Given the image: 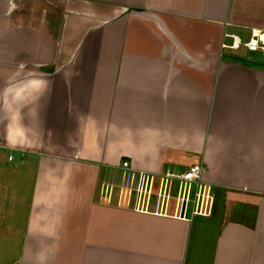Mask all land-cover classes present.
<instances>
[{"label":"crops","instance_id":"obj_1","mask_svg":"<svg viewBox=\"0 0 264 264\" xmlns=\"http://www.w3.org/2000/svg\"><path fill=\"white\" fill-rule=\"evenodd\" d=\"M253 32L264 0H0V86L51 83L0 111V264H264V61L228 47ZM194 166L214 207L183 218Z\"/></svg>","mask_w":264,"mask_h":264},{"label":"built area","instance_id":"obj_2","mask_svg":"<svg viewBox=\"0 0 264 264\" xmlns=\"http://www.w3.org/2000/svg\"><path fill=\"white\" fill-rule=\"evenodd\" d=\"M232 38V44L228 47L233 50L246 48L251 53H261L264 58V32H253L247 42H242L241 39L234 35H228ZM3 147L0 141V149ZM9 161H13V157H9ZM124 167H129L128 163H124ZM204 169L201 166H194L188 172L181 175H168L169 178L179 180L184 183L179 188L176 199V211L180 217L186 218L190 212V205H192V215L207 216L212 213L215 199L211 191L204 187L203 174ZM188 184V185H187ZM188 187V188H187ZM172 190V189H171ZM147 192L141 190L140 197H146ZM149 195V194H148ZM151 195V194H150ZM162 200H170L171 196L167 194H160L159 198Z\"/></svg>","mask_w":264,"mask_h":264},{"label":"clouds","instance_id":"obj_3","mask_svg":"<svg viewBox=\"0 0 264 264\" xmlns=\"http://www.w3.org/2000/svg\"><path fill=\"white\" fill-rule=\"evenodd\" d=\"M51 83L46 74L29 70L21 63L17 73L0 86V111L14 118L33 102L49 93Z\"/></svg>","mask_w":264,"mask_h":264},{"label":"rangeland","instance_id":"obj_4","mask_svg":"<svg viewBox=\"0 0 264 264\" xmlns=\"http://www.w3.org/2000/svg\"><path fill=\"white\" fill-rule=\"evenodd\" d=\"M56 4V3H55ZM23 6V7H22ZM24 6H25V3H23V2H21L20 3V8H24ZM55 7V6H54ZM56 8V7H55ZM244 50V49H243ZM254 57H255V59H258L259 61H264V58L262 57V55H261V53H251ZM2 142V141H1ZM2 145H3V147L1 148V149H4L5 148V145L3 144V142H2ZM0 149V150H1ZM4 155V154H3ZM15 155V159H17L19 156H17V154H14ZM11 157V156H10ZM9 160V159H8ZM202 167V166H201ZM203 168V167H202ZM204 169V168H203ZM190 170V169H189ZM205 170V169H204ZM188 172V171H187ZM184 174V173H183ZM177 181H179V180H177ZM176 180H175V183H178ZM182 184H184V183H181V185ZM188 185V184H187ZM188 188V187H187ZM175 189H179V187L177 186V185H175ZM177 195V192H176V190H175V196ZM214 197V196H213ZM175 202V201H174ZM174 202H172V206H174ZM175 205H176V202H175ZM190 212L192 211V205H190Z\"/></svg>","mask_w":264,"mask_h":264}]
</instances>
